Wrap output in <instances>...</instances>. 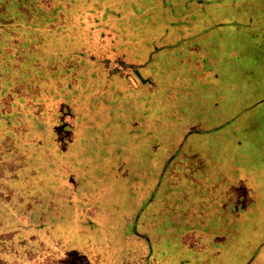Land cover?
<instances>
[{
    "label": "rangeland",
    "instance_id": "374dc122",
    "mask_svg": "<svg viewBox=\"0 0 264 264\" xmlns=\"http://www.w3.org/2000/svg\"><path fill=\"white\" fill-rule=\"evenodd\" d=\"M254 3L237 0L218 13L208 7L223 33L214 46L190 45L194 80L181 78L172 133L182 139L226 123L241 138L242 165L256 171L264 168V0L260 11ZM195 7L188 0H0V264H146L133 219L169 150L154 157L146 146L143 155L135 142L118 158L98 156L96 145L78 140L82 127L67 131L62 122L93 121L124 100L119 79L110 96H99L91 78V86L83 83L84 70L129 74L134 83L123 71L136 68L129 57L141 38L163 35L160 24L189 22ZM126 47L134 53L125 59L117 50ZM187 48L178 46L182 64ZM255 199L264 219V188Z\"/></svg>",
    "mask_w": 264,
    "mask_h": 264
},
{
    "label": "crops",
    "instance_id": "0c3cea01",
    "mask_svg": "<svg viewBox=\"0 0 264 264\" xmlns=\"http://www.w3.org/2000/svg\"><path fill=\"white\" fill-rule=\"evenodd\" d=\"M230 2L237 0H188L196 6L189 22L171 28L160 24L165 25L163 35L152 40L141 38L136 53L124 48L125 59L126 52L134 53L129 58L136 68L123 71L138 78H133L134 83L129 74L124 77L107 70L97 74L84 70L83 83L91 86V81L85 80L91 78L99 96L109 95L113 79H119L124 100L120 98L116 106L105 105L93 121L70 122L68 118V122H62L67 131L82 127L85 133L78 140L96 145L98 156L118 158L124 144L134 143L137 148L135 142L141 143L143 155L146 146L154 157L169 150L161 164L163 169L133 219L132 234L141 239L146 264H264V219L255 199L264 188V168L254 171L242 165L241 138L239 134L234 136L226 123L195 128L182 139L172 133L181 115L176 96L181 78L194 80L190 45H216L225 24L215 21V14L207 10L211 6L222 12ZM255 2L254 7L260 11L261 0ZM167 29H176L178 35L167 37L171 35ZM192 32L196 37L183 36ZM178 46H189V67L182 64V57L176 59ZM145 49L149 50L148 57L143 56ZM177 60L182 65L178 66ZM183 92L191 89L185 86ZM115 143L121 145L115 147Z\"/></svg>",
    "mask_w": 264,
    "mask_h": 264
},
{
    "label": "trees",
    "instance_id": "16d2710c",
    "mask_svg": "<svg viewBox=\"0 0 264 264\" xmlns=\"http://www.w3.org/2000/svg\"><path fill=\"white\" fill-rule=\"evenodd\" d=\"M116 31V30H115ZM112 32V31H111ZM112 34H114V40H113V42H112V40L110 39V45H115L116 43H117V41H118V36H117V33L116 32H112ZM126 40V43H128V42H131L128 38H126L125 39ZM112 43H114V44H112ZM117 52H119L121 55H122V50L121 49H119V50H117ZM119 54V55H120Z\"/></svg>",
    "mask_w": 264,
    "mask_h": 264
}]
</instances>
